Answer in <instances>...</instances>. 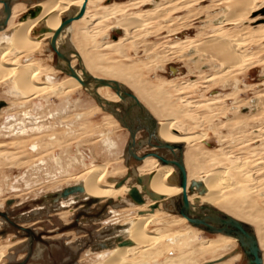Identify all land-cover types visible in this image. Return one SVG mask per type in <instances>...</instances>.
<instances>
[{
  "label": "rangeland",
  "instance_id": "obj_1",
  "mask_svg": "<svg viewBox=\"0 0 264 264\" xmlns=\"http://www.w3.org/2000/svg\"><path fill=\"white\" fill-rule=\"evenodd\" d=\"M228 1L93 0L89 16H93L97 9L99 12H104L103 7L109 5L122 7L123 12L117 14L116 17H108V20H104L103 24L98 25V27L92 25L94 19L92 20L91 17L77 26L84 33L92 36L99 35L96 40L101 44L100 48L93 47L91 44L80 47L81 51H84L82 54H86L87 58L91 55L101 54L104 59L102 66H116L117 68L119 66V68H126V70L133 67L130 71L136 75L133 78L134 81L131 82L125 78L119 79L130 85L159 124L167 123L176 118L179 124H183L184 132L206 135L205 141L186 144L187 156H189L187 160H190V164L187 163L190 179H204L211 172L228 170V174L226 173L221 180L222 195L226 200L221 199L222 201L217 202L214 207L249 224L254 232L259 235L261 227L264 229V223L262 226L256 223V220L264 221V106L258 102L264 96V16L258 14L257 7L255 8L256 11L243 18V22L227 23L226 21L225 24H220L221 20L230 17V14L232 15L231 9L227 8ZM258 4L260 5L262 2L258 1L256 5L258 6ZM24 6V4H18V13H16L14 25L19 24L26 14H29V10L25 11L30 9V5L26 4L25 8ZM129 17L139 19L140 25L136 24L138 25L135 26L137 28L133 27L135 29L131 31V38L122 44L120 47L122 49L110 47L109 42L124 35L125 30L122 23H126ZM39 29L40 27H37L34 30L33 36L36 38H41ZM228 34L234 42H239L238 50L242 53V63L229 71V74L227 72L229 68L224 67L215 57L206 56V51H201V54L197 52L196 55L198 56L194 52L197 44L203 42V45L212 37H227ZM236 37L238 39H235ZM190 38L196 41V46L193 43L195 41L190 44L185 42ZM185 45L187 47L184 48ZM184 49L186 50L184 51ZM13 57H7L6 61L13 59ZM30 57L29 59L36 66L40 65L45 72H54L57 69L58 58L48 39L43 40L40 51L35 52ZM203 57L207 59L203 60ZM200 59L203 62H199ZM27 61V57L24 55L18 56L17 62ZM54 74L60 79L61 76L58 72ZM100 76L112 78L105 74H100L98 77ZM171 79H176V88L171 89V92L169 91L168 94L170 95L164 96L165 100L162 103L168 106L156 108L154 105L151 106L149 102L147 104L141 94L153 95L161 81ZM191 81L197 83L193 84L195 82L192 83ZM13 85L15 82L12 77L0 79V101L3 100L8 103L0 110V115H2L0 125L3 124L5 117L7 119L8 115H15L22 119L25 118V113L30 111L31 118H27L29 121L26 126L32 128L42 125L43 127L31 129L29 135H13L11 132H20L24 126L17 123L12 130H7L8 134L5 131L0 134V210L11 207L16 212L22 211L34 216L43 211L45 212L43 218H51L47 225L42 226L46 231L59 228L58 233H63L78 228L79 226L70 227L76 215L70 223L61 224L60 218L55 219L53 217L57 209L50 212L46 207L56 205L64 199L67 201L74 195L80 194V192L74 195L70 194L67 198L57 195L67 188L78 186L77 184L80 182L78 178L84 177L83 173L90 167L95 165L107 166L111 175L109 173L106 176L104 183L109 185L111 184L110 178H113L114 181L112 182L117 183L126 177L130 171H135L134 168H139L142 163L134 159H131L130 167L126 163L123 148L124 144L128 142V132L119 120H115V122L109 120L110 113L108 111H102L100 107L96 108L97 101L83 89L56 95L54 89L50 88L44 94L41 92L35 95L36 97L25 98L24 95L9 94V89L14 88ZM52 93L53 95H51ZM158 97L159 94L156 98ZM187 102L192 105L187 104ZM208 118L213 119L209 120ZM238 118L240 123L235 120ZM64 119L66 121L61 122ZM52 132L57 134L56 139L50 140L47 136L42 137V134L49 135ZM107 139L115 142L119 140L117 142L118 149H110L108 146L110 142ZM33 142L41 143L40 151L31 149ZM146 149L147 146L141 151ZM201 149L203 150L201 151ZM208 153L211 157L214 154L211 159L208 158ZM204 155L206 158H203ZM215 155L218 157L214 161L212 159ZM54 158H60L61 165H57L53 160ZM84 159H86V164ZM231 167L232 169H230ZM112 172L114 173L112 174ZM246 177L250 181H245ZM235 181L239 182L236 184ZM247 182L251 184L247 185ZM132 183L134 186H139L132 176L125 182V186L129 188ZM12 184L19 188L18 191L11 188ZM247 186L253 187L251 189ZM121 196V198L114 199L115 208L110 211L108 207L113 205L104 208L108 200L95 204L93 209L87 210L92 215L100 216L99 222L97 226H87V230L78 228L83 233H87L91 239L87 240V244L83 246L82 250L75 251L73 257L70 256V253L73 252L62 238L49 243L50 247L52 244L58 247L56 248L57 252L53 253L56 264L79 263L82 253L91 245L94 246V241L96 242L98 238L112 229L108 228L109 230L107 229L104 234H97L96 231L108 223L109 218H104L107 211L110 212L108 217L114 216L113 211L118 210L117 204L118 207H126L127 209L122 214L121 223L113 224V228L118 225L121 226L123 221L129 220L135 215H141L142 211H150V206L156 203L144 193L146 204H136L135 206L140 208L134 210L123 200L126 197L132 200L129 194L126 192ZM45 202L44 207L42 205ZM117 202H123V204ZM229 202L233 206L230 207ZM227 206L229 207L227 208ZM73 207L75 208V205ZM164 207L165 205L162 204L161 212L157 214L153 223L148 224L147 229L153 232H159L162 229L160 233L165 232L170 238L176 237L164 240L162 244L165 243V247L164 244L163 247L162 244L157 246L160 248L159 251L153 250L160 252L158 255H154L158 261L146 262L143 260L144 262L141 264H166L165 261L168 257L182 258L186 255L190 259L182 264H247V259L245 260L237 243L225 241L223 238L225 235L210 234L187 221L180 222L182 216L167 212ZM82 209L83 207H79L76 214ZM238 209L241 215L237 214ZM84 216L86 215H82L81 218ZM70 217L67 220H71ZM43 223L41 222L40 226ZM263 229L261 230L264 232ZM54 234L57 232L50 233L49 236ZM82 235L78 232L77 234H68L71 240L82 237ZM263 239L262 243H264ZM15 241L18 239L13 238L12 242ZM204 241L217 242V247L202 251L200 246ZM168 247L171 248L168 249L169 252ZM104 248L101 246L95 251H102L101 249ZM160 250L164 253H161ZM18 255L16 257L20 259L23 257ZM67 256L70 258L68 263L67 261L64 262L66 258L69 259ZM81 264H88V260L85 258Z\"/></svg>",
  "mask_w": 264,
  "mask_h": 264
},
{
  "label": "bare ground",
  "instance_id": "obj_2",
  "mask_svg": "<svg viewBox=\"0 0 264 264\" xmlns=\"http://www.w3.org/2000/svg\"><path fill=\"white\" fill-rule=\"evenodd\" d=\"M18 1L19 0H12V15L9 19L7 27L5 29H3L2 31H0V79H5V78L8 79V78L12 77V80H14V82H15V85H13L14 88H12V90L9 89V94H11V95L20 94V95H24L25 98H30L32 96L38 95L41 92H43V94H44V92L50 88L54 89V93H57L56 95H59V94L61 95L62 93L65 94L64 92H71L72 93V91H75L77 89H83L84 91H86L89 94V92L83 88L81 83L76 78H74V77L70 76L69 74H67L66 72H64L62 70V68H57L54 72H45L44 70H42L40 65L36 66L33 63V61L29 59V58H31L30 56L32 54L40 51L43 40L48 39L50 41V39L52 38V36L54 34V31H56L59 28V26L62 22V19L64 17H68V16H71V15L79 12L83 8L84 5H86V11H85L83 17L78 19V20H75L68 28H66L63 31L62 36L58 41V46L66 52L73 51V50L78 52L80 54V56L82 57L84 66L86 67L88 72H90L91 74L94 73L95 74V75L93 74L94 76L98 77L100 74H105V75L111 76L112 78L105 77V76H100L99 78H108V79L117 80V81L121 82L122 84H124L125 86L129 87L133 91V89L130 87V85L126 84V82H123L122 80L119 79V78H125L126 80L129 79V81H131V82L134 81L133 78L136 75H134L130 71V69H132L133 67L132 68L130 67L128 70H126V68L121 69V68H119V66H118V68L116 66H113V67L112 66H107V67L102 66V64L104 63V59H103V55H101V54L91 55V57L88 56V58H87L86 54H82L83 50L81 51L80 47H82L84 45L88 46L91 44V46L98 48L101 45L96 40V38H99V37H97L99 35L97 34L98 32L96 33L97 35H93V36L88 34V33H84V31H82V29L78 28V26H77L78 24H81L82 22L88 20L91 17L92 20L94 19L92 25H95L98 27V25L103 24L102 22H104V20H106V19L108 20V17H112V16L116 17L117 14L122 13L123 12L122 7L121 8L116 7L115 5L114 6H110V5L105 6V7H103L104 12H101V11L99 12V10L97 9V12L93 16H89L90 6L92 5L93 0H21V1H24L26 4L30 5V7L32 6L34 9H31V8L26 9L27 11L29 10L28 11L29 14H26L25 18H23V21H20L19 24L14 25L16 13H18L17 12V10H18L17 2ZM258 1H261L262 4H260V5L258 4V6H257L256 4ZM227 3H228L227 8L231 9L232 15L230 14L229 15L230 17L227 16L228 18L221 20L220 24H225L226 21H227V23L234 22V21H236L238 23L243 22L244 21L243 18H245L247 15L251 14L252 12H254L256 10H260L262 7H264V0H229ZM25 7H26V5L24 6V8ZM255 8H257V9L255 10ZM3 9H4V4L0 3V20L3 19V17H4ZM32 11H35L36 15L33 16L31 14ZM217 15H218V13H217ZM120 23H122V22H120ZM139 23H140V21H139V19L137 20L136 17H129L128 21L126 23H124V22L122 23V25L124 26V30H125L124 35H122L119 39H117L118 41L114 40V41L109 42L108 43L109 46L115 47L116 49H117V47H119L118 50L122 49V48H120V47H122V44L126 40L128 41L131 38V31H132L133 27L140 25ZM136 24H138V25H136ZM37 27H40V29L41 28L51 29L52 31L51 32L47 31L44 34H41L39 32L40 31V29H39L38 32L41 34V38H36L33 36V33ZM81 27H83V26H81ZM135 28H137V27H135ZM72 31H73V33H72ZM99 34H102V33H99ZM228 36H229V34L227 35V37H225V36L212 37L209 40H207L203 45H202L203 42L197 44L198 46L194 49V52H196L195 55L197 54V52H200V54H201V51H203V52L206 51L208 53V54L205 53L206 56L208 55V57L209 56L215 57L217 59V61L219 60L224 65V67H226L227 69L229 68V70L227 71L229 74V71L235 69L237 66H239L240 63H242V60H241L242 53L239 52V50H238L239 49V47H238L239 42L238 43H236V41L234 42V40L230 36L228 38ZM235 39H238V38L236 37ZM193 41H195V40L190 38V39H188V41H185V42L187 44H190ZM193 43H195L194 46H196V41ZM177 45H175V46H177ZM199 45H202V46H199ZM109 46H108V48H109ZM185 47H187V45H185L184 48ZM185 50L186 49H184V51ZM55 54H56V52H55ZM19 55H24V57H27L28 61L22 62V63L17 62ZM10 56H14L16 58L13 57V59H8V61H6L7 57H10ZM196 56H198V55H196ZM186 57H189V56H186ZM201 57H202V55H201ZM205 58L206 57H203V60ZM201 59L199 60V62H203V61H201ZM208 59H210V58H208ZM71 60H72V66L73 67L77 66V64H78L77 62L79 60L75 54L71 55ZM187 60H188V58H187ZM60 64H62V66L66 65V63H64V62H61ZM195 64H197V63H195ZM198 65H200V64H198ZM57 72L61 76L60 79H58L56 77L57 75L55 76V74H54ZM204 72H205V70H204ZM51 73H53V74H51ZM80 73H82V72L80 71ZM41 78H43V79L41 80ZM175 80L176 79H171L169 81H166V80L161 81L157 87V90L155 91V93L153 95H148L147 93H145L144 95L141 94L143 96V99L146 100L147 104L149 102V104L151 106L154 105L156 108H158V107L162 108L164 106H168L167 104H162V103L165 100L164 96L170 95V94H168L169 91L171 92V89L176 88ZM193 82H195V81H193ZM196 83L197 82H195L193 84H196ZM193 84H191V85L193 86ZM19 89H21L22 91H20ZM98 92L103 98H105L109 101H113V102L120 101L119 96L114 92V90L111 87H107V86L106 87H100V88H98ZM158 94H159V97L156 98V96ZM48 95H49V93H48ZM51 95H53V93ZM0 102L5 103L2 107L6 106L8 104L6 101H3V100H1ZM258 102L260 105L264 106V96H262V99L259 100ZM97 104H98V102H97ZM187 104L190 105L191 103L187 102ZM2 107L0 108V110L2 109ZM97 107H100L102 109V111H106L103 109V107L100 104H98L96 106V108ZM100 108H98V110H101ZM1 116L2 115H0V118H1ZM256 116H258V115H256ZM81 117H82V115H81ZM27 118H29V119L31 118L30 111H27L25 113V118H22V119H19L15 115L14 116L8 115L7 119L5 117L3 124L0 125V134H2L4 131L7 133L8 132L7 130H9V129L12 130V128L17 123H20L21 125H24V126L21 128L20 132H17V133H15V131L11 132L13 135H17V134L29 135V133L31 132V129H40L43 127L42 125L39 127H32V128L29 126L27 127L26 123L29 121ZM108 118L111 122H115V120L118 121V119L111 113L108 116ZM211 119H213V118H210L209 120H211ZM235 120H238V122L240 123L239 118L235 119ZM63 121H66V119L62 120L61 122H63ZM234 122H237V121H234ZM5 123H6V125H5ZM45 128L47 129V127H45ZM54 128H55V126H54ZM183 129H185L183 127V124H179L176 121V118H174V119L168 121L167 123H160L159 124L158 136L163 141H167V142H171V143H184L185 147L187 146L186 144H190L193 142H201V141L206 140L205 134H202V133L201 134H197V133L196 134H193V133L188 134V132L187 133L184 132ZM42 135H43L42 137L47 136V138H49L50 140L56 139L55 136H57V134L55 132L49 133V135H46V134H42ZM255 137H256V135H255ZM108 141L110 142V144L108 145L110 149L113 150V149L117 148V146H118L117 142L119 140L117 142L112 141V140H108ZM140 142L141 141L138 142V147H137L138 151H141L142 148L145 149V142L142 141V143H143L142 145L139 144ZM31 145H32L31 149H33V151H36V150L40 151L41 143H37V142L34 143L33 142ZM127 145H128V143L124 144L123 149H124V154L126 157V163L128 164V167H130L129 163L132 161L131 160L132 158L129 156L128 151L126 149ZM202 150L203 149H201V151ZM165 152L167 153V151H165ZM198 152H199V150H198ZM187 155H188V153H187V148H186V150H184V160H185L186 167H187V163L190 162V160H187V157H189ZM208 155H209V153H208ZM213 155H212V157H213ZM212 157H211V155H209L208 158L211 159ZM217 157L218 156L215 155V157L212 160L215 161V159ZM203 158H206V156ZM189 159H191V158H189ZM53 160L57 165L58 164L61 165V159L60 158H54ZM85 160L86 159H84V162L86 164ZM76 162H78V161H76ZM141 163H142V165L139 168H134L135 171L132 170L133 173H132V171H130L129 174L136 181H138L139 178H142L143 182L138 183L139 186H137V187L139 188V190H140V188H142V190H140L141 193L143 195H144V193L147 194L156 203H154L150 206V211H142L140 213L141 215H139V216L135 215V217H131L127 221L125 220L124 223L127 224L126 227L118 225L117 227L112 228L111 230L108 229L109 230L108 233L105 234L106 236L104 235L107 238L105 240H102L101 243H97L94 241L96 246L94 244V247H89L85 252H83L81 259H79V263H77V264H81V262L84 261L85 258H86V260H88V264H141L144 261H146V262L147 261H158V259H156L154 257V255H158L160 252L158 253V252H155L153 250L159 251L160 248H158L159 247L158 245H161L164 240L172 239V238L176 237V236H173L172 238H170L167 236L168 235L167 233H165V232L160 233V231L162 229L159 230V232L158 231L157 232L149 231L147 229V226H148V224L153 223L155 221L154 219L157 217V214L159 212H161L160 207L162 204L165 205V207H164L165 211L172 212V213H175V214L181 216L180 214H178L177 209L179 206L178 202L181 198L183 189L179 186L178 171H177L176 167H174V166L163 165L155 157H149ZM232 167L230 169H232ZM187 170H188V167H187ZM227 172H228V170H222V171H219L216 173L211 172L206 177H204V179H202V178L201 179H199V178L190 179V177H189L190 182L192 180H200V181H203L205 183L206 187L208 188V193H206L205 195H200L199 193H195L194 195H190L191 202L197 206L208 204V205H211L214 207L217 202H220L222 200H226L225 197L222 195V189H221V182L222 181L221 180L223 177H225ZM61 173H62V171H61ZM109 173L111 175V172L107 169V166H105V165H101V166L95 165L93 167L88 168L87 171H85L83 173L84 177H79V178L77 177L80 182L77 184L78 186H75L76 190L72 191L70 193V194L74 195V194L80 192V194L78 193L77 196L74 195L70 199H67V201H65V199H64V201H62L60 203H56V205H52V206L48 205L46 208H48V210L50 212L55 211L57 209L55 211V213L53 214V217L55 219L60 218V220H61L60 223L65 224V223H69L70 221H72L74 219V216L76 215V210L79 209V207H84V205H82V204L89 199L98 198V199H100L101 202L102 201L104 202V201H107L109 199L114 200L115 198H118V197L121 198L122 194H124L126 192L129 193L131 188L134 186L133 183L129 187L130 189L127 186H125V184H123L121 187H117L118 182L117 183L112 182V181H114L113 178L109 179V181L111 182L110 185L105 184L104 180ZM113 173L114 172H112V174ZM188 176H189V171H188ZM245 179H246L245 181H250V180H248L249 178L247 179V177ZM238 182L235 181L236 184ZM249 183L250 182H247V185ZM244 185L246 186V183ZM11 186H12L11 187L12 189H14L15 191H18L19 188H17V186H14L13 184ZM225 186H224V188H225ZM251 187H253V186H251ZM251 187L247 186V188H251ZM246 190H249V189H246ZM70 194L68 196H70ZM57 195H60L64 198L68 197V196H64V192H62V193L60 192ZM162 195L164 197H161ZM123 200H125V202H127V204L132 206L131 208H133L134 210L140 208V207L135 206L138 203L135 202L133 199L130 200L129 198L126 197ZM123 202H117V203L123 204ZM245 202H247V201H245ZM100 203H97V204H100ZM145 204H146V202L144 204H138V205H145ZM228 204L230 205V207L233 206L232 203H230V202ZM45 205H46V202L42 206L45 207ZM74 205H75V208L73 207ZM111 205L114 206V203ZM93 206L91 209H93ZM52 207H54V208H52ZM116 207L118 208V210H116V212L113 211L114 215H117L115 213L122 215L123 212L127 209L126 207H121V206L118 207V204L116 205ZM228 207L229 206H227V208ZM119 208H123V209H119ZM108 209L110 211L113 209V207H110V208L108 207ZM3 211H6V212L0 211V213H5L7 216H3L0 214V262H1V264H6L7 260H9V262L7 264H20V262H23L26 259V257H28V261L26 264H56V262L54 260L53 253H56L57 249L55 248L54 244H52L53 246L51 247V254L49 257V251H50L49 243L56 242L55 240L57 238H59L60 236H62L61 238L65 241L64 242L65 244H67V242H68L67 246L69 247L71 252H73V253H70V256L73 257L74 252L77 250H82V248L85 244L82 246V248L78 249V245L80 244L79 238L76 240H71L70 239L71 237H69L68 234L78 232V231H73L76 229L81 230L78 228H83V229L87 230V227L84 228V226L82 225V221L83 222L88 221L86 219L87 217H89V218L90 217L91 218L92 217H97V218L100 217V216L92 215L91 213H89V215L84 216L80 219V225L78 228L66 231L67 233L66 232L58 233L59 228L57 230L46 231V229L44 227H42V226L47 225L51 219V218L47 219L46 217L43 218L45 216V212H43V211L39 212L40 214H36L35 216L30 215L29 213H24L22 211L16 212V210L12 209L11 207L6 209V210H3ZM57 211H59V212H57ZM46 212H47V210H46ZM72 212H74V216L71 215V217H70V213L72 214ZM236 212L238 215H241V213L239 212V209ZM148 213H151V214H148ZM108 214H109V212H108ZM46 215H49V214H46ZM69 217H70V219L73 217L72 220H67V218H69ZM251 217H254V216H251ZM104 218L106 219L107 217L105 216ZM118 219H122V216L118 217ZM37 220H39V221H37ZM113 220L114 219H109L110 222H112ZM182 221L188 222V220L186 218H184L183 216H182L180 222H182ZM41 222H44L45 224L43 223L40 226ZM256 223H258L260 226H262L264 221L262 222V221L256 220ZM108 224H109V222L104 224L103 227L106 228L107 226L110 225V224L109 225ZM90 227H94V226H90ZM250 227L252 228V226H250ZM196 228H198V227H196ZM120 229H123L120 232L122 235H119L118 237L115 238L114 235H115L116 231H118ZM198 229H200V228H198ZM261 229H263V228L261 227ZM261 229H260L259 235H258V233L256 235L258 237L260 247L262 250V254H263V258H264V253H263V248H264L263 244L264 243H262V238H264V232ZM200 230H202V229H200ZM202 231H204V230H202ZM49 232H51V233L57 232V235L55 237L49 238V239L44 238L43 235H49L50 234ZM105 232H107V230ZM102 234H104V232ZM222 235H224V234H222ZM13 238L18 239V241L12 242ZM89 238L90 237L87 234L86 239L84 236L83 240H85V242H87V240ZM223 238L225 241H227L229 243H231V242L237 243L240 247V251L243 253V256L246 260L244 251L242 250L237 238L232 237V236H227V235H225ZM57 240H60V238ZM36 241H39V243L35 244ZM47 241H50V242H47ZM91 242H92V240H91ZM163 244L165 247V243H163ZM163 244H162V247H163ZM101 246L103 248L104 247H109V248H104V249H101L102 251L96 252L95 251L96 248H100ZM213 247L214 248L217 247V242L204 241L200 246V250L208 251L210 248H213ZM168 249H171V248L168 247L167 250ZM169 251L170 250H168V252ZM197 252H199V251H197ZM18 253H21L19 255L23 256L22 260H15V257L18 255ZM161 253H164V251H161ZM87 256H89V257H87ZM138 256H139V258H138ZM67 257L69 258V256H67ZM189 259H190V257H188V255H186L185 257H182V258L173 256V257H168L166 259L167 261H165V262H166V264L167 263L168 264H182L183 262H187ZM17 261H20V262H17ZM65 261H67V263H68V261L70 262V258L69 259L66 258L64 260V262ZM246 263L248 264V260H246ZM155 264H157V263H155Z\"/></svg>",
  "mask_w": 264,
  "mask_h": 264
},
{
  "label": "water",
  "instance_id": "obj_3",
  "mask_svg": "<svg viewBox=\"0 0 264 264\" xmlns=\"http://www.w3.org/2000/svg\"><path fill=\"white\" fill-rule=\"evenodd\" d=\"M0 3L4 4V17L0 20V31H2L7 27L9 19L12 15V0H0ZM85 11L86 5H84L79 12L71 16L64 17L59 28L54 31V34L49 42L58 58L56 68H62L64 72L76 78L81 83L83 88L87 90L93 98H95L104 110L113 114L120 121L122 126L129 130L130 140L128 142V154L131 158L137 162H143L149 157H155L163 165L176 167L179 174V186L183 189L181 198L178 202V214L186 218L190 224L204 230L205 232L210 234H224L237 238L242 250L244 251L245 257L248 260V264H264V258L258 237L250 225L211 205L204 204L197 206L191 202L190 195H194L195 193L205 195L208 193V188L203 181H189L188 170L184 160L185 144L171 143L160 139L158 136V120L129 87L117 80L94 76L88 72L83 64L82 57L78 52L75 50L66 52L58 46V41L61 38L63 31L75 20L82 18ZM31 14L34 16L36 15V12L32 11ZM258 14L264 16V7L258 11ZM47 31L51 32L52 30L41 28L39 32L44 34ZM72 54H75L79 60L77 66L75 67L72 66ZM60 61L66 63V65L62 66ZM80 71L82 73H80ZM106 86L111 87L114 90V92L119 96L120 101H109L99 94L98 88ZM4 104V102H0V108ZM142 130H146L148 133L147 144L156 149L157 152L152 151L142 155L138 154L137 135ZM139 144L142 145V141ZM159 150H168L172 154V158H168L160 154L158 152ZM129 177L130 174L120 180L117 187H121L125 184ZM142 182V178H139L137 181V183ZM75 190L76 187L65 189L64 196H68ZM128 194L138 204H144L146 202L144 195L137 186H133ZM161 197L164 196L162 195ZM100 202L101 201L98 198H92L85 201L82 204L84 205L83 209L76 214L75 220L70 227L79 226L81 216L89 215L87 210L91 209L94 204ZM113 203L114 200L109 199L104 208ZM0 214L7 216L5 213ZM27 261L28 257L23 262H20V264H26Z\"/></svg>",
  "mask_w": 264,
  "mask_h": 264
},
{
  "label": "flooded vegetation",
  "instance_id": "obj_4",
  "mask_svg": "<svg viewBox=\"0 0 264 264\" xmlns=\"http://www.w3.org/2000/svg\"><path fill=\"white\" fill-rule=\"evenodd\" d=\"M24 1H21V0H19L18 2H17V4H24V5H26V3L24 2ZM31 9H34L32 6L30 7ZM29 9V8H28ZM27 11V10H26ZM25 11V12H26ZM127 130V134H128V136H127V140H128V142H129V140H130V132H129V130L128 129H126ZM147 140H148V133L146 132V130H142L141 132H139L138 133V135H137V141L139 142V141H144L145 142V146H147V149L146 150H144V151H138V153H139V155H142V154H145V153H147V152H152V151H154V152H157V150L156 149H154V148H152L149 144H147ZM127 142V143H128ZM137 142V143H138ZM32 147V146H31ZM127 151H128V145H127ZM165 151H167V153L165 152ZM160 154H162V155H165L166 157H168V158H172L171 157V153L168 151V150H159L158 151ZM133 159V158H132ZM110 207H113V209L115 208L114 206H110ZM109 207V208H110ZM13 209V208H12ZM118 209V208H117ZM109 210V209H108ZM0 211H2V212H6V211H3V210H0ZM108 212L109 211H107V213H106V217L107 218H109V219H114L112 222H110V221H108L109 222V226H107L106 228H104L103 226L101 227V228H99V229H96V231L98 232L97 234H102L103 232H105L108 228H113L112 227V225L114 224H120L121 223V220L122 219H118V217H120V216H122V215H119V214H117V215H114V216H112V217H108ZM109 214H110V212H109ZM71 215H73L74 216V212H72V214ZM73 218V217H72ZM88 221H82V225L84 226V227H87V226H97V223L99 222V217L97 218V217H87L86 218ZM72 220V219H71ZM119 221V222H118ZM71 222V221H70ZM69 222V223H70ZM125 221H123V224L121 225V226H125L126 227V225L127 224H125L124 223ZM66 224V223H65ZM124 227V228H125ZM115 228V227H114ZM58 229V228H57ZM57 229H54V230H57ZM121 230H123V229H120V230H118V231H116V233H115V238L116 237H118L119 235H122L120 232H121ZM73 231H78V233L79 234H83L82 235V237H77V238H75V239H73V240H76V239H78L79 238V240H80V244L78 245V249H80V248H82V246L85 244L86 245V243L87 242H85V240H83V237L85 236V239H86V236H87V234L86 233H83V231H81V230H73ZM49 233H51V232H49ZM67 233V232H66ZM74 233H76L77 234V232H74ZM57 234H55V235H51V236H49V235H43V237L44 238H53V237H55ZM106 236V235H105ZM104 235L102 236V237H100V238H98L97 240H96V242L97 243H101L102 242V240H105L107 237H105ZM59 237V236H58ZM62 236H60L59 238H61ZM59 238H57V239H59ZM56 239V240H57ZM67 244H68V242H67ZM94 245V244H93ZM53 246V245H52ZM54 246H55V248H57V246L54 244ZM95 246H96V244H95ZM117 246V245H116ZM91 247H94V246H92L91 245ZM49 249H50V251H49V257H50V254H51V247H49ZM55 250V249H54ZM83 254V253H82ZM26 256V255H25ZM82 256V255H81ZM25 258V257H24ZM15 260H22V258L20 259L19 257H15ZM9 262V260H7V262H6V264Z\"/></svg>",
  "mask_w": 264,
  "mask_h": 264
},
{
  "label": "crops",
  "instance_id": "obj_5",
  "mask_svg": "<svg viewBox=\"0 0 264 264\" xmlns=\"http://www.w3.org/2000/svg\"><path fill=\"white\" fill-rule=\"evenodd\" d=\"M185 150H186V147H185ZM189 171V170H188Z\"/></svg>",
  "mask_w": 264,
  "mask_h": 264
}]
</instances>
